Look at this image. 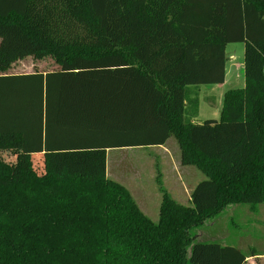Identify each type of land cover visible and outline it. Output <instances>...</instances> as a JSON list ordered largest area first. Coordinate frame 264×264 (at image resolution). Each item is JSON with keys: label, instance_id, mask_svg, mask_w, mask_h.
I'll list each match as a JSON object with an SVG mask.
<instances>
[{"label": "trees", "instance_id": "trees-1", "mask_svg": "<svg viewBox=\"0 0 264 264\" xmlns=\"http://www.w3.org/2000/svg\"><path fill=\"white\" fill-rule=\"evenodd\" d=\"M0 39V72L26 56L61 68L0 75V167H14L0 178V264L246 263L251 252L195 231L264 204V0H0ZM232 43L245 85L225 92L219 120L192 123ZM172 137L205 179L190 206L159 182L157 222L92 173L107 150Z\"/></svg>", "mask_w": 264, "mask_h": 264}, {"label": "rangeland", "instance_id": "rangeland-1", "mask_svg": "<svg viewBox=\"0 0 264 264\" xmlns=\"http://www.w3.org/2000/svg\"><path fill=\"white\" fill-rule=\"evenodd\" d=\"M226 55L228 64L234 71L233 74L228 73V85L225 88L215 85L198 87L197 97L199 103L202 102V118L216 117L219 111L221 114L224 92L241 89L245 85L242 69L244 45L229 44ZM18 64L14 63L6 72H19ZM46 64L50 65L45 67V70L52 71L51 63L46 61L44 65ZM173 141L176 145L173 142L169 144V154L160 148L107 151L102 155L106 162L96 165L92 173L104 174L106 179L124 187L141 212L150 220L157 222L161 204L159 182L175 201L190 206L193 188L205 179V176L195 167L182 168L181 157L178 155L180 153L176 152L177 142L174 138ZM34 164L42 167V161L38 158L34 159ZM12 168L14 167L11 164L1 166L0 178L10 179ZM18 172L20 173V168ZM43 172L44 169L38 173L43 174ZM178 179L182 181V184L178 182ZM255 207L252 210L248 205L228 206L220 215L207 221L195 231L196 240L237 245V242L251 239L250 247L262 249L264 247L261 240L264 239V204Z\"/></svg>", "mask_w": 264, "mask_h": 264}, {"label": "crops", "instance_id": "crops-1", "mask_svg": "<svg viewBox=\"0 0 264 264\" xmlns=\"http://www.w3.org/2000/svg\"><path fill=\"white\" fill-rule=\"evenodd\" d=\"M0 44H1V39H0ZM227 47H226V49H227ZM46 61L51 63V66L53 67L52 71L51 70H45L46 69L45 67L50 65V64L44 65V63ZM16 62L20 64V65L18 64L20 71L19 72H13V73H10V72L7 73L6 71L9 70L11 68V66ZM60 69H61L60 65L55 61V59L52 56H46L43 58H37L35 56H26L22 59L14 61L5 71L0 72V75H23V74H33V73L46 74V73H50V72H58V71H60ZM231 69H232V67L228 64V61H227L225 82L222 85H215V86L225 88L228 85V82H229L228 73H230V74L234 73V71H232ZM242 69H243V65H242ZM12 70H14V68ZM225 92H224V94H225ZM199 104H200L199 105L200 109L198 111V115H197V117H195L191 120L192 123L197 124V123H201V122L208 120V119L219 120L220 111L218 113V116H216V117L204 116L202 118V102H200ZM175 141H176V139H175ZM172 142L176 145V143L173 141V137L171 139H169L167 141V143L163 146H152V147H148V148H160L166 154H169L168 153L169 152V144ZM177 146H178L177 147L178 149L176 152H179L180 154H178V155H179V157H181V150H180L178 142H177ZM127 149H135V148H127ZM121 150H126V149H121ZM107 151H114V150H107ZM189 167L190 166H182L183 169L184 168L189 169ZM178 182L182 184V181L180 179H178ZM261 240L263 242L262 244L264 245V239H261ZM251 243H252V240L250 239V240H246V241L237 242V245H231V246L236 247L237 249L241 250L242 252H244L246 254H248L250 252L252 253V254H250L252 256H249L246 259L245 264H264V247L262 249H260V248L258 249L256 247H250Z\"/></svg>", "mask_w": 264, "mask_h": 264}]
</instances>
